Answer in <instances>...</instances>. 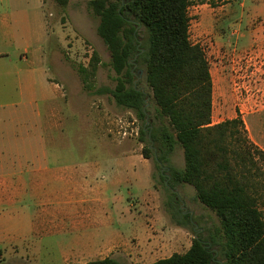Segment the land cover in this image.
Masks as SVG:
<instances>
[{
  "label": "rangeland",
  "instance_id": "1",
  "mask_svg": "<svg viewBox=\"0 0 264 264\" xmlns=\"http://www.w3.org/2000/svg\"><path fill=\"white\" fill-rule=\"evenodd\" d=\"M89 1L0 0V131L10 133L12 145L43 136L49 146L55 144L48 155L58 167L55 211L42 215L33 197L1 208L11 216L0 213V264H85L107 257L151 264L185 253L197 235L207 243L218 241L219 219L196 200L194 188L167 185L168 168L184 166L180 147L159 169L148 159L151 184L144 180L148 166L139 135L157 124L152 98H146V123L117 106L110 94L83 90L77 69L88 65L93 52L101 61L95 89L112 90L116 84ZM188 16L189 39L209 63L212 124L240 118L248 138L264 151V0H205L191 6ZM138 70L133 64L136 86L151 95ZM43 93L53 100L45 102ZM63 94L60 107H70L73 121L58 128L55 101ZM9 161V154L0 152V165ZM84 162L101 168L89 173L74 167ZM5 227L25 229L27 238L14 242Z\"/></svg>",
  "mask_w": 264,
  "mask_h": 264
},
{
  "label": "trees",
  "instance_id": "2",
  "mask_svg": "<svg viewBox=\"0 0 264 264\" xmlns=\"http://www.w3.org/2000/svg\"><path fill=\"white\" fill-rule=\"evenodd\" d=\"M204 1L90 0L87 7L98 18L97 35L110 55L115 87L95 89L101 62L96 52L77 71L84 91L110 94L140 121L148 118L145 100L152 98L157 124L140 131L142 157L159 169L180 147L184 166L168 168L167 185L192 186L196 200L219 219L218 241L207 243L197 235L185 253L151 264H264V151L248 138L240 118L212 124L209 63L202 47L189 39L188 9ZM133 64L144 72L151 95L134 85ZM178 212L191 223L189 215ZM85 264L120 263L107 257Z\"/></svg>",
  "mask_w": 264,
  "mask_h": 264
},
{
  "label": "crops",
  "instance_id": "3",
  "mask_svg": "<svg viewBox=\"0 0 264 264\" xmlns=\"http://www.w3.org/2000/svg\"><path fill=\"white\" fill-rule=\"evenodd\" d=\"M43 96L46 97L45 102L50 103L53 100L51 94L45 95L43 93ZM64 98L65 95L63 94V98L60 99L61 101H55V125L58 128L64 121H73L70 107H60L63 104ZM85 131L86 129L82 128V132ZM109 131L111 132L112 129ZM113 132L115 135L118 134L117 127H115ZM119 146L122 148L121 145ZM49 151L55 153V144L49 146L45 143L43 136L39 141L37 139L32 141L27 140L20 145H12L10 133L6 135L5 132L0 131V152H6L10 157L8 165L5 162H1L2 165H0V213L2 212L1 214H4L6 218L10 219L11 215L4 213L1 209L2 207L10 208L14 205V200L26 199L28 197H33L39 201L42 215L49 212L50 208L55 211V201L58 199L55 193V179L58 178V167L55 165V158L52 159L48 155ZM121 156L122 158L124 157L123 152H121ZM142 161L148 166L144 173V180L147 185H150L151 166L147 159ZM119 164H123L122 160ZM74 167L86 169L90 173L91 169H100L101 164L84 162L76 164ZM30 185H34L32 189ZM85 202L86 199H83L79 204ZM5 230H7V233L13 234L12 240L14 242L27 238L25 229L5 227ZM23 230L25 234H22Z\"/></svg>",
  "mask_w": 264,
  "mask_h": 264
},
{
  "label": "water",
  "instance_id": "4",
  "mask_svg": "<svg viewBox=\"0 0 264 264\" xmlns=\"http://www.w3.org/2000/svg\"><path fill=\"white\" fill-rule=\"evenodd\" d=\"M135 59H136V57L134 58V60H135ZM134 67H136V65H134ZM142 73H143L142 70H138V71H137V74H138L139 77L142 75ZM136 82H137V81H134V85H136ZM140 91H141L142 93H144V90H143V89H140ZM145 102H146V105H147V99L145 100ZM146 123H147V117H146Z\"/></svg>",
  "mask_w": 264,
  "mask_h": 264
}]
</instances>
